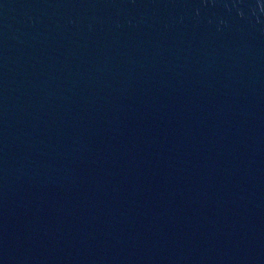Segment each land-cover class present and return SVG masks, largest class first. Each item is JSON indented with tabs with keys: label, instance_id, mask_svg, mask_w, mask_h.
<instances>
[{
	"label": "water",
	"instance_id": "95a60500",
	"mask_svg": "<svg viewBox=\"0 0 264 264\" xmlns=\"http://www.w3.org/2000/svg\"><path fill=\"white\" fill-rule=\"evenodd\" d=\"M0 264H264V0H0Z\"/></svg>",
	"mask_w": 264,
	"mask_h": 264
}]
</instances>
